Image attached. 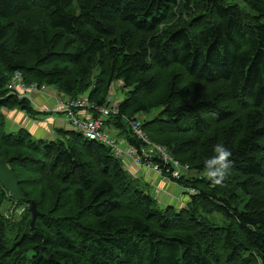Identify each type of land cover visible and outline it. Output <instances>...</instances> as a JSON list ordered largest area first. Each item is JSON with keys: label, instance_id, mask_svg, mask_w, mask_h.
Returning a JSON list of instances; mask_svg holds the SVG:
<instances>
[{"label": "trees", "instance_id": "trees-1", "mask_svg": "<svg viewBox=\"0 0 264 264\" xmlns=\"http://www.w3.org/2000/svg\"><path fill=\"white\" fill-rule=\"evenodd\" d=\"M242 1L256 14L226 0H0V20H8L0 25V160L18 180L24 195L18 202L31 204L18 170L35 167L33 182L57 198L69 193L70 204L69 211L46 212L32 200L43 215L17 234L0 214V264H264V0ZM34 8L45 12V27L15 25ZM178 8L194 14H181L161 32ZM134 32L143 35L139 43ZM153 66H179L195 81L221 83L239 103L232 108L222 94L176 76L159 114L143 121L152 141L189 161V174L173 180L199 192L187 208L160 210L109 147L77 131L60 128L57 140H45L6 129L3 108L41 114L9 93L15 73L28 86L72 98L89 91L95 118L121 82L127 97L106 127L140 149L124 120L150 112L141 97L155 89ZM94 67L101 75L91 83ZM217 143L232 153L220 185L207 178L204 163ZM7 193L0 183V209ZM208 212L222 214L226 225L211 223Z\"/></svg>", "mask_w": 264, "mask_h": 264}, {"label": "rangeland", "instance_id": "rangeland-1", "mask_svg": "<svg viewBox=\"0 0 264 264\" xmlns=\"http://www.w3.org/2000/svg\"><path fill=\"white\" fill-rule=\"evenodd\" d=\"M229 3H237L244 11H247L248 13L255 15L256 12L250 10L242 0H226ZM186 15L185 19H189L193 14H194V8L193 10H191V12H189V15H187L186 13L182 12L181 8L175 9L171 18H169V20L165 23V26L163 25L161 28V32H163L165 29H167L168 27L174 26L176 21L179 20L180 17H182V15ZM8 22V20H0V25H5ZM13 22H15V25L22 22L24 24H28L32 27H35L37 29H41L42 27H45L46 25V18H45V12L41 11L38 8H34L30 13L24 14L19 16L18 18H15L13 20ZM123 29H128L129 26H123ZM143 38V35H141L140 33H136L134 32V43H139ZM68 50L67 51H73L74 49L72 48V46H68ZM29 61H34L33 57L30 59L28 58ZM93 73V77L92 79H89V81L93 80V83H95L96 79L98 80L100 75H101V71L99 68L94 67L92 70ZM151 75L154 76L155 78V89L153 92H151L148 95H143L141 98H143L146 102V105L149 107L150 112L147 115H141L140 119L145 121L147 119H151L152 117L156 116L157 114H159L160 110H161V104L160 101L161 99L164 97V95L167 93L168 89H169V84L172 82L173 77H178V79L181 81H183V84H190L192 87H195L197 85H200L204 90H206L208 93H212V94H222V97L224 96V104L229 105L232 108H238L239 103L238 101H234L227 93L225 90L224 85H222L221 83H217V84H207L203 81H195L193 78L189 77L182 68H180L179 66H173L171 68H164L161 66H153V70L150 72ZM93 86V85H92ZM91 84L89 87H92ZM123 84L121 82H116L112 85V88L109 91V97L111 99V105L116 106L118 105V101L125 99L127 97L126 93L128 92L127 90H124L122 88ZM56 91V97H55V106L53 107L52 110H47L44 111L45 109L42 107V105H40L39 101L37 100V97L39 96H44L47 97L48 95H50V92L52 91ZM49 88L48 89V93L46 95H42V94H36L34 95V100L36 101V103L39 105V108L34 107V110L36 111H44V112H40L44 115H63V114H56L54 112V110L57 107V101L58 100H65L66 98H71V99H80V98H84L86 96L89 95V91H84L82 93V95L78 98H72L70 96H67L65 94H60L56 89L54 88ZM181 103V102H179ZM33 108V107H32ZM7 110H11V109H7V108H3L2 109V113L4 114L7 113ZM14 110V109H13ZM19 110V109H18ZM5 122H6V126L8 125L7 120H11V122H9V126L12 125L15 128L14 121L18 122L19 121V114L17 113L15 115V117H7L5 114ZM64 116V115H63ZM37 116H34V118H36ZM7 130L8 127L6 128ZM106 130V129H105ZM110 131H108L111 136H116L119 135V130L115 129L114 127H110L109 129ZM107 131V130H106ZM54 136V135H53ZM57 138H59V134H57ZM57 138H54L53 140H57ZM5 150H2L0 152V155L4 153ZM27 155H30L31 157H35L34 155L30 154L29 152H24ZM263 157V162H264V155ZM128 160H125L124 162L126 163ZM183 165H189V161L188 160H183ZM123 162V164H124ZM180 162V161H179ZM181 163V162H180ZM190 166V165H189ZM141 167V166H139ZM19 168V167H17ZM124 168L127 170V166H125L124 164ZM152 172H149L150 176L152 177L154 175V177H159L156 172H154L153 170H150ZM39 171L35 168L32 167L30 171H22L21 169L18 170V178L21 181H25L24 184H21V187L23 189V191L25 193H27L28 195V199L27 200H35L37 202L40 203L39 208L40 210H44L46 212H48V210H50L51 208H53L54 206H56L57 208V212L61 213L63 211H69L70 209V204H69V193H65L63 195L60 196V198H57V195L50 193L48 191H44V188L41 184H35V182H33V179H36L38 177V173ZM147 172V171H146ZM128 174L131 176V178L135 179L139 185L140 188H142L144 191L148 192L155 200H156V204L157 207L160 210H165L168 208H175L176 210H180V209H184L187 208L191 202V198H193V196L198 195L197 193H199L196 189L194 188H189V187H184L182 185H179L178 183H175L172 180L166 179V178H160L161 180L165 181L166 184L168 185V188L164 189L165 192L163 193L162 188L158 185V182L155 185L152 184H147L143 185L142 183L144 182V176H141L140 179L135 178L134 176H132L129 172ZM23 183V182H22ZM175 187V189H170L169 187ZM170 190V191H169ZM8 192V191H7ZM23 194V193H22ZM24 196V195H23ZM262 195L258 194V197H260ZM247 202V199H243L241 198L236 204L240 207V209H242L243 204ZM31 208V204L29 202H18L16 198H14L13 196H11L9 193H7V197L6 199L3 201L1 209H0V214L4 215L6 217V219L9 221V228L14 232V233H18L21 230L26 229V226L29 225L30 221L32 220L30 215L31 212H29ZM205 217L211 222L216 224L217 226H222V225H226L227 221L225 219V217L218 213V212H208ZM10 223H12L10 225Z\"/></svg>", "mask_w": 264, "mask_h": 264}, {"label": "built area", "instance_id": "built-area-1", "mask_svg": "<svg viewBox=\"0 0 264 264\" xmlns=\"http://www.w3.org/2000/svg\"><path fill=\"white\" fill-rule=\"evenodd\" d=\"M7 89L10 94L14 95L19 100H26L31 107H36L40 110L39 105L34 100V95H46L49 88L45 85L28 86L24 83L21 74L15 73ZM108 102L110 105L98 110L99 113L97 118L88 115V110L92 107L89 96L83 99L66 98L65 100H58L54 112L56 114H63L72 130L83 134L84 137L91 141H98L109 147L115 156L122 162L128 160L138 166L153 170L160 178H166L172 181L178 180L189 174V165L180 163L165 146L149 138L142 129L143 120L139 117L135 119L125 118L124 122L134 133L137 142L141 146L140 149L131 145L128 140L123 137H119L118 135L111 136L106 127V121L111 115L116 114L118 111L117 105H111L112 101L110 98ZM89 114L91 115V113ZM156 159L165 164L167 169V171H165L167 174H164V170L159 168L158 163L155 162Z\"/></svg>", "mask_w": 264, "mask_h": 264}, {"label": "crops", "instance_id": "crops-1", "mask_svg": "<svg viewBox=\"0 0 264 264\" xmlns=\"http://www.w3.org/2000/svg\"><path fill=\"white\" fill-rule=\"evenodd\" d=\"M52 90V89H51ZM55 97H56V91H51L50 95L47 97L44 96H39L37 97V100L40 102L39 104L42 105V107L45 109L44 111L47 110H52L53 107L55 106ZM44 111H39V112H44ZM19 114V121L15 122V128L10 125L9 122L11 120H7L9 131L12 132H17L20 129H26L30 132V134L37 139H45V140H53L54 138H57V129H65V130H72L71 126L68 124L67 119L63 115H44V114H39L36 118L30 117L24 112H21L18 109L14 110H7V113L4 114L7 117H15L16 114ZM90 116V114L88 113ZM110 131V130H109ZM54 135V136H53ZM58 139V138H57ZM125 166H127L128 172L134 176L137 179H140L141 176H144V182L142 183L143 185L148 186L147 184H152L155 185L158 182V185L160 187H163L161 191L163 193L165 192L164 189L168 188V185L166 184L165 181L161 180L159 177H154V175L151 177L149 172L150 169L145 168V167H139L138 165L131 163L130 161H127L126 163L124 162ZM147 171V172H146ZM170 189H175V187L171 186L169 187ZM176 190V189H175ZM170 191V190H169Z\"/></svg>", "mask_w": 264, "mask_h": 264}, {"label": "clouds", "instance_id": "clouds-1", "mask_svg": "<svg viewBox=\"0 0 264 264\" xmlns=\"http://www.w3.org/2000/svg\"><path fill=\"white\" fill-rule=\"evenodd\" d=\"M212 151L215 155L205 160V175L213 183L220 185L232 168V162L229 159L231 151L224 145L217 143L213 146Z\"/></svg>", "mask_w": 264, "mask_h": 264}, {"label": "water", "instance_id": "water-1", "mask_svg": "<svg viewBox=\"0 0 264 264\" xmlns=\"http://www.w3.org/2000/svg\"><path fill=\"white\" fill-rule=\"evenodd\" d=\"M0 183L9 192V194L16 198L18 201H22L24 199L22 191L19 187L18 180L15 177L12 168L5 160H0ZM30 212L32 217L31 225L32 227H34L37 218L43 215L38 210L35 201H31Z\"/></svg>", "mask_w": 264, "mask_h": 264}, {"label": "bare ground", "instance_id": "bare-ground-1", "mask_svg": "<svg viewBox=\"0 0 264 264\" xmlns=\"http://www.w3.org/2000/svg\"><path fill=\"white\" fill-rule=\"evenodd\" d=\"M108 129V128H107ZM134 135V134H133ZM84 137V136H83ZM120 160V159H119Z\"/></svg>", "mask_w": 264, "mask_h": 264}]
</instances>
